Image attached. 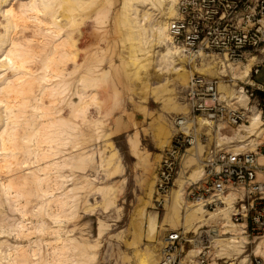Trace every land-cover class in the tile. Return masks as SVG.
Returning a JSON list of instances; mask_svg holds the SVG:
<instances>
[{"label": "rangeland", "instance_id": "374dc122", "mask_svg": "<svg viewBox=\"0 0 264 264\" xmlns=\"http://www.w3.org/2000/svg\"><path fill=\"white\" fill-rule=\"evenodd\" d=\"M123 1L50 0L51 6L40 7L37 18L34 12H20L21 0L11 2L21 18L6 37L25 52L17 71L6 70L18 79L13 76L8 93L0 92V131L5 126L8 138L0 148V264H157L171 230L183 237L175 264H190L199 248L193 232L200 226L215 224V238L227 236L222 233L229 226L239 228L230 225L227 211L212 216L202 211L200 219L183 223L188 207L194 206L185 198L192 178L184 185L179 210L163 219L166 204L155 201V183L177 131L170 118L189 110V75L228 73L243 79L254 61H264V51L245 64L226 66L214 56L185 62L190 72L186 85L169 80L158 86L161 77L152 66L149 27L143 31L135 25L132 7L121 15ZM4 23L0 13L1 32ZM207 61L214 63V73L194 68ZM257 78L264 82V69ZM219 89L227 97L235 93L230 84L221 83ZM180 105L186 110L176 111ZM222 127L216 135L214 127L198 121V131L209 135V141L192 146L197 161L182 166L180 160L167 197L177 187L179 173L185 179L194 169L202 171L205 144L215 140L227 145L225 136L236 129ZM257 176L264 180V172ZM232 196L230 201L242 193ZM149 212H156V226L146 224ZM220 219H228L229 226ZM245 235L248 243L241 253L214 239L210 263L223 256L243 264L254 254L264 264V244L255 251L264 234Z\"/></svg>", "mask_w": 264, "mask_h": 264}, {"label": "built area", "instance_id": "2783aa9c", "mask_svg": "<svg viewBox=\"0 0 264 264\" xmlns=\"http://www.w3.org/2000/svg\"><path fill=\"white\" fill-rule=\"evenodd\" d=\"M169 42L178 48L189 62H199L209 56L219 63L244 64L253 55L264 51V0H176L175 13L168 19ZM264 69V61L252 63L249 74L242 80L228 73L218 76L193 71L186 86L189 110L172 118L177 131L166 147L157 171L155 201L161 204L173 185L182 153L189 146L208 143L209 135L198 131V119L225 124L237 129L249 124L253 117L264 133V82L257 77ZM230 84L235 93L224 95L219 85ZM206 126V124H205ZM205 148L203 175L187 187V200L206 211L223 206L230 190L240 191L234 203L231 220L243 225L248 235L264 234V164L257 161V153L250 149H226L215 140ZM264 153V142L257 146ZM216 225H203L193 232L198 253L194 264H210L211 246L218 235ZM183 239L180 231H169L164 237L159 264H175V250ZM217 264H238L235 259L217 257ZM258 255H247L243 264H261Z\"/></svg>", "mask_w": 264, "mask_h": 264}, {"label": "bare ground", "instance_id": "6f19581e", "mask_svg": "<svg viewBox=\"0 0 264 264\" xmlns=\"http://www.w3.org/2000/svg\"><path fill=\"white\" fill-rule=\"evenodd\" d=\"M49 1L50 0H21L20 12L24 13V14L34 12L35 13L34 18H37L36 13H38L40 7H43V8L49 7V5L51 4ZM11 2H12V0H0V13L2 14L3 18L5 19V23L2 25L4 27V32L0 31V62H1L0 67H4L3 71L5 73V75L0 79V92L4 91L6 93H8V91H10V89L13 86V81H12L13 76L15 79H18L17 75H13V74L7 75L6 70L10 69V70L17 71L18 67H20L21 64L24 63L23 59H24V52H25L24 51L22 54L23 50L21 51L20 48L18 47L19 45L16 44L18 42L12 40L10 37H6V34L9 35V33H11L13 29H15L17 22H18L16 20V18L19 19L18 17H20V16H18V13H16L15 10L13 9L14 7L12 8ZM174 2H175V0H124L122 6L120 8V14L121 13L125 14V13H128L129 8L132 7L130 15L134 16L135 21L137 20L136 21L137 23H135V25L138 24L137 27L143 28V31L146 29L147 26L149 27V31H150L151 36H152V41L150 43L151 44L150 49L153 48L152 50H154L153 51V65L152 66L154 67L155 71H156V69H158L157 72L154 71V74L157 75L158 77H161L160 80L157 82L158 86H162V85L167 84V82L169 80H174V82L184 85L186 83V78H187L188 73L190 74V72L187 70V68L184 65L185 62H189V60L185 56L181 55L178 48L174 47L169 42L170 38L168 35V30H167V28H168L167 22H168V19L170 17H172L175 13ZM140 5L143 6L142 9H138ZM17 10H19V8ZM153 14H155V15L160 14V15H159V17H153ZM23 16H25V15H23ZM160 17H162V18L160 19ZM145 19H148V23H144L143 20H145ZM134 26H131V27H134ZM256 57H257V55H253V57H251L250 59H253V58L256 59ZM209 65H212V66H209ZM213 65H214V63L212 64L210 61H207L205 64H203L204 68H202L203 66H197V65H194V68L200 69V70H204L205 68H207L208 72L210 71V73L212 74L215 72V70L212 69ZM226 66H227V64H226ZM223 70H224V72H226L225 69H221L220 70L221 73L223 72ZM247 70H248L247 68L244 70L245 73L247 72ZM232 74H234V73H232ZM39 79H44L46 82L48 80V78L45 76H42ZM148 81H149V78H148ZM15 82H16V80H15ZM4 107L6 108L7 106H4ZM175 109H176V111H185L186 110L184 105L176 106ZM6 111H8V110H6ZM198 121H200L202 124H206L207 127L212 128L210 121H207L204 119H198ZM222 128L223 127H222L221 123L217 124L213 128L214 133L216 135L217 134L221 135L222 133L220 131H222ZM225 137H227V139H229V141H227V145H224V146L221 145L224 148L234 149V150H240L241 148L254 150L257 153V161L258 160L259 161L264 160V153L258 151V149L256 147L259 143L264 142V133L262 130L259 129L258 122H257L256 118L253 117L252 119H250L249 124H245V125L238 127L236 129L235 133L233 134V136H230V137L225 136ZM4 141L6 143L8 141L7 131H6L5 126L0 131V148L3 145ZM234 141H237V142L234 143ZM198 142L199 141H197V143ZM229 142H230V144H228ZM231 142H232V144H231ZM196 144H194V145H196ZM217 144L220 145L218 142H217ZM194 145H192V146H194ZM192 146L187 147L185 149V151L182 153L181 159H180L182 166H184V165L186 166L190 163L197 161L196 160L197 158L195 155L196 153L193 150V148L195 146L193 148H192ZM138 157H140V156L138 155ZM260 164H264V163H260ZM181 173H179V176L176 178L177 187L171 189L168 197L166 194V196H165L166 199L164 198V200H165L164 205L165 204L166 205L164 207L163 219L167 218L173 211L177 210L178 205H180L179 204L180 201L183 200V198H184V185H185V183H187V180L192 178V180H193L192 183H195L201 179V177L204 173L203 172V166H202V171L197 172V170L194 169L188 175V177L185 179L182 176H180ZM259 173L261 174L263 172L258 171V174ZM192 183H190V184H192ZM5 185H7L6 187H9L8 186L9 183L5 184ZM238 192L241 193L240 191L230 190L228 192V194L225 196V199H224L225 204L223 206H221L217 210L207 211V212L211 213V216H212L215 214L221 215L222 212L227 211L228 215H229V220L231 221V223L229 222L228 219L227 220L220 219L223 222V224L228 225L230 223V225H238L239 228H242V230H239V228L235 229L234 227H231L228 225L230 228L227 231L225 229V232L223 231L224 233H222V234H228V235L224 236L222 238H217V237L215 238V239L223 240L225 242L224 244H225L226 248H230V249H233L236 251L239 250V253H241L244 251L243 250V248L245 247L244 244L248 243V240H247V236L245 235L243 225L237 224L231 220V213L233 211H235V208L233 206H234V203L237 199V196L235 197V199L233 201L229 200V197H231V198L234 197V196H232V194H237ZM186 193H187V189H186ZM185 198L187 199L186 195H185ZM192 204L194 206L188 207L189 209L186 211L185 216H183V218H182L183 223L184 222L185 223L190 222L191 220H193L195 218L200 219V217L203 216L202 211H206L200 205H196L195 203H192ZM178 210H179V208H178ZM224 215H222V216H224ZM227 218H228V216H227ZM146 224L149 226H152V225L156 226L157 225V214H156V212H149L148 216L146 217ZM210 225H215V224H210ZM220 229H221V227H220ZM258 242L259 243L256 245L255 251L256 250L259 251V248H261L260 247L261 243L264 244V238L261 241L259 240ZM217 248L219 249V246ZM263 248H264V246H263ZM192 249H194V248H192ZM220 250H222L221 247H220ZM198 251L199 250L197 249V253H198ZM255 251H254V253L257 252V251L255 252ZM197 253H195V256L193 257V261L190 262V264H194L195 257L197 255ZM262 254H264V253H262ZM161 257H162V254H161ZM161 257H160V259H161ZM220 258H224V257L220 256ZM160 259H159V261H160ZM214 263H216V262L214 261ZM157 264H159V262ZM210 264H212V262Z\"/></svg>", "mask_w": 264, "mask_h": 264}, {"label": "crops", "instance_id": "0c3cea01", "mask_svg": "<svg viewBox=\"0 0 264 264\" xmlns=\"http://www.w3.org/2000/svg\"><path fill=\"white\" fill-rule=\"evenodd\" d=\"M170 122H171V124H172V117L170 118ZM173 125V124H172ZM174 127V126H173Z\"/></svg>", "mask_w": 264, "mask_h": 264}]
</instances>
